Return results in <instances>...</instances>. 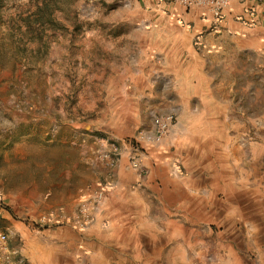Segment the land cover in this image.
<instances>
[{"label":"rangeland","instance_id":"obj_1","mask_svg":"<svg viewBox=\"0 0 264 264\" xmlns=\"http://www.w3.org/2000/svg\"><path fill=\"white\" fill-rule=\"evenodd\" d=\"M175 14L166 0H0V264H264V22ZM171 113L168 166L150 186L132 172L121 232L96 218L53 232L52 214L76 221L114 179L102 143L126 164L125 145Z\"/></svg>","mask_w":264,"mask_h":264},{"label":"built area","instance_id":"obj_2","mask_svg":"<svg viewBox=\"0 0 264 264\" xmlns=\"http://www.w3.org/2000/svg\"><path fill=\"white\" fill-rule=\"evenodd\" d=\"M172 6H179L187 13L198 12L199 19L210 21L216 28L222 27L228 15H234L233 20L238 24L253 28L264 22V0H166ZM177 124L176 115L171 113L154 116L151 128L140 132L137 145H125L127 149L128 168L139 178L148 177L150 164L159 158L166 150L169 137ZM124 159L122 147L116 143L104 141L100 151V160L111 172L117 170ZM112 188L111 182L100 184L93 193L90 201L85 202L76 219L80 228H87L94 222L95 215L100 211L107 198L108 189ZM63 218V217H62ZM46 221V218L43 219ZM5 235H0V256L6 251Z\"/></svg>","mask_w":264,"mask_h":264},{"label":"crops","instance_id":"obj_3","mask_svg":"<svg viewBox=\"0 0 264 264\" xmlns=\"http://www.w3.org/2000/svg\"><path fill=\"white\" fill-rule=\"evenodd\" d=\"M172 6V5H171ZM173 7V11L174 13H176L175 15L178 18H181L182 15L186 14L187 12L179 7V6H172ZM187 16L193 18V20L198 21L199 20V13L198 12H190L189 14H186ZM233 18L234 15H228L226 22L228 23V27L229 29L234 28L235 29L239 28L240 26H238V24L233 22ZM197 24H199V22H196ZM163 155H161L159 158H155L154 164H148L150 166V175L147 177L149 182H148V186H150L151 181H153V173L155 170H159V168H164L168 166V161L165 160L163 157ZM124 162L122 161V164L120 165V167L115 170L114 174H113V180L112 181H108L111 182L112 184V188L108 189V194H107V198L104 201L100 211L95 215L96 217V226H99V223H101L102 221H105L106 224H108L107 229L109 230L108 232H121V201H126L121 200L122 197H124V195L126 194V192H131L130 188H131V183H133V180H137V177L132 173V171L128 168L127 163L123 164ZM129 170V171H128ZM126 171L129 175L128 177L122 175V172ZM131 171V172H130ZM146 181V180H145ZM107 183V182H106ZM102 184V183H101ZM153 184V183H152ZM100 184L98 185L97 188H99ZM96 188V189H97ZM95 188H93L92 192H86L84 193L85 195V202L90 201V199L93 197V193L94 191H96ZM55 215V222L57 224H61L57 227H55L53 232H82V230H79L78 227L75 226L76 221L75 218H68L67 220L64 222V218L66 217L65 215H63V218L60 219L62 214H52ZM124 215L125 218L128 217V213H125ZM59 217V218H56ZM98 228V227H97ZM84 231V230H83ZM87 231V230H86ZM88 232V231H87Z\"/></svg>","mask_w":264,"mask_h":264},{"label":"bare ground","instance_id":"obj_4","mask_svg":"<svg viewBox=\"0 0 264 264\" xmlns=\"http://www.w3.org/2000/svg\"><path fill=\"white\" fill-rule=\"evenodd\" d=\"M85 128H89L88 126H86Z\"/></svg>","mask_w":264,"mask_h":264}]
</instances>
